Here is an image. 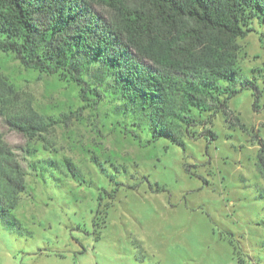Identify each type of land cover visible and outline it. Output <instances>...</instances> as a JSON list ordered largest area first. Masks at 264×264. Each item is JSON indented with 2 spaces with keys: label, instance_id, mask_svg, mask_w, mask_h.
<instances>
[{
  "label": "rangeland",
  "instance_id": "obj_1",
  "mask_svg": "<svg viewBox=\"0 0 264 264\" xmlns=\"http://www.w3.org/2000/svg\"><path fill=\"white\" fill-rule=\"evenodd\" d=\"M248 28L236 81L218 99L237 95L224 112L195 110L193 125L181 124L184 148L124 114L111 79L81 84L0 53V98L10 101L0 143L26 188L15 226L0 223V264H264V22ZM247 79L256 90L240 87ZM18 115L54 123L26 137L7 122ZM48 161L59 170L35 172Z\"/></svg>",
  "mask_w": 264,
  "mask_h": 264
},
{
  "label": "trees",
  "instance_id": "obj_2",
  "mask_svg": "<svg viewBox=\"0 0 264 264\" xmlns=\"http://www.w3.org/2000/svg\"><path fill=\"white\" fill-rule=\"evenodd\" d=\"M96 5L110 15L96 12ZM254 20L264 22V0H0V53L13 54L25 69L72 74L81 84L88 76L101 85L111 79L124 114L145 125L152 138L184 148L181 124L192 126L198 109L224 112L226 99L237 95L232 90L218 99L222 83L236 81V40ZM251 82L240 87L256 90ZM9 105L0 98V112ZM7 122L26 137L54 123L39 115ZM49 168L59 170L48 161L35 165V172ZM65 169L80 181L69 163ZM23 178L0 143V223L10 228V212L26 189Z\"/></svg>",
  "mask_w": 264,
  "mask_h": 264
}]
</instances>
